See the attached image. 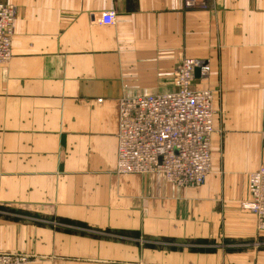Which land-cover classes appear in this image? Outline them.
I'll return each mask as SVG.
<instances>
[{"label":"crops","instance_id":"1","mask_svg":"<svg viewBox=\"0 0 264 264\" xmlns=\"http://www.w3.org/2000/svg\"><path fill=\"white\" fill-rule=\"evenodd\" d=\"M16 8L0 65V253L29 264H264L243 209L264 166V0H0ZM115 13L111 25L100 15ZM218 89L212 172L179 188L120 175L118 103L170 91L182 59Z\"/></svg>","mask_w":264,"mask_h":264},{"label":"built area","instance_id":"2","mask_svg":"<svg viewBox=\"0 0 264 264\" xmlns=\"http://www.w3.org/2000/svg\"><path fill=\"white\" fill-rule=\"evenodd\" d=\"M185 7L210 9L211 0H184ZM16 8L0 3V65L12 57ZM115 13L100 15V23L111 25ZM199 68V78L195 70ZM210 66L182 59L174 72L172 89L166 93L123 98L118 103L117 161L120 175L159 173L167 183L194 188L212 172L211 144L214 134V95L194 87L207 81ZM264 137V135H263ZM249 200L242 208L251 212L258 232H264V166L248 176ZM22 253H0V264H29Z\"/></svg>","mask_w":264,"mask_h":264},{"label":"rangeland","instance_id":"3","mask_svg":"<svg viewBox=\"0 0 264 264\" xmlns=\"http://www.w3.org/2000/svg\"><path fill=\"white\" fill-rule=\"evenodd\" d=\"M212 92H213V95H214V109H215V118H216V117H218V109H217V104H216L217 101H218V96H217L218 89H216L215 91L213 90ZM30 262H31V259H30Z\"/></svg>","mask_w":264,"mask_h":264},{"label":"water","instance_id":"4","mask_svg":"<svg viewBox=\"0 0 264 264\" xmlns=\"http://www.w3.org/2000/svg\"><path fill=\"white\" fill-rule=\"evenodd\" d=\"M194 76L195 78H199V68L195 70Z\"/></svg>","mask_w":264,"mask_h":264}]
</instances>
